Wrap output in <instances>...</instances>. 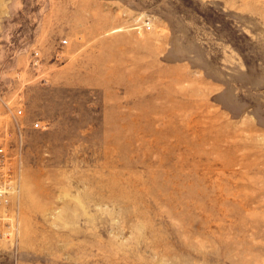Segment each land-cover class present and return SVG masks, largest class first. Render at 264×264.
<instances>
[{
    "label": "rangeland",
    "instance_id": "obj_1",
    "mask_svg": "<svg viewBox=\"0 0 264 264\" xmlns=\"http://www.w3.org/2000/svg\"><path fill=\"white\" fill-rule=\"evenodd\" d=\"M4 136L0 264H264V0H0Z\"/></svg>",
    "mask_w": 264,
    "mask_h": 264
},
{
    "label": "built area",
    "instance_id": "obj_2",
    "mask_svg": "<svg viewBox=\"0 0 264 264\" xmlns=\"http://www.w3.org/2000/svg\"><path fill=\"white\" fill-rule=\"evenodd\" d=\"M148 28H151V26L148 24ZM64 42H67V40H65ZM23 112L22 109H18L17 110V114H21ZM20 128L22 127V125H20L19 123H17ZM32 126L34 128H41L43 127L42 121L41 120H36L32 123ZM3 139L0 141V159L3 158L4 159V165H5V159L8 156V153L6 151V145H7V138L4 136L2 137ZM0 164H3L2 162H0ZM0 181H3L2 179ZM9 195H10V191H9V187L7 186V182L3 181L2 183H0V204H7L8 200H9ZM11 226H6V227H2V221L0 219V236H11L12 235V231H11ZM2 229V230H1Z\"/></svg>",
    "mask_w": 264,
    "mask_h": 264
}]
</instances>
